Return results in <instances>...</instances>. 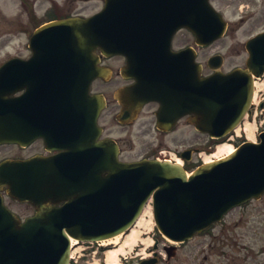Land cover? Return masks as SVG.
Instances as JSON below:
<instances>
[{
	"label": "water",
	"instance_id": "1",
	"mask_svg": "<svg viewBox=\"0 0 264 264\" xmlns=\"http://www.w3.org/2000/svg\"><path fill=\"white\" fill-rule=\"evenodd\" d=\"M140 3L128 0L124 5ZM113 5L105 0L100 13L90 18L91 23L99 21V46L107 55L123 52L122 46L108 42L112 36L108 13ZM175 6L176 26L191 30L197 44L206 45L223 34L226 23L208 0H175ZM65 22L47 26L61 27ZM160 48V54L168 52V43ZM245 48V67L201 77L196 62L195 78L190 86L181 82L180 90L175 80L155 78L149 85L154 96L149 97L160 101V124L192 112L190 122L210 136L221 137L235 127L249 111L253 76L264 69V31L250 37ZM188 53L193 63L191 48L179 55ZM218 57L209 58L211 68V61L219 62ZM18 70L23 73L17 74ZM27 70L28 62L17 58L0 66V144L22 141L30 132L28 122L16 114L29 101ZM22 88V96L11 95ZM91 141L52 157L0 163V264H69L71 237L98 241L127 230L149 196L157 228L168 239L183 242L264 190V132L258 143L244 142L228 155L199 165L190 175L182 165L168 160L121 162L113 141ZM4 187L12 198L31 203L34 214L21 222L3 202ZM43 197L63 203L53 206L44 203ZM164 248L168 258L175 254V246ZM156 254L139 264H155Z\"/></svg>",
	"mask_w": 264,
	"mask_h": 264
},
{
	"label": "flooded vegetation",
	"instance_id": "2",
	"mask_svg": "<svg viewBox=\"0 0 264 264\" xmlns=\"http://www.w3.org/2000/svg\"><path fill=\"white\" fill-rule=\"evenodd\" d=\"M89 1L26 0L25 4L22 0L21 17L13 18L10 26L25 39L27 52L0 57V65L14 56L28 60L25 72L29 76V104L24 113L28 116L30 136L22 144L1 145L13 149L12 152L0 150V161L46 158L95 136L112 139L118 147V158L125 162L177 156L187 164L194 161L198 150L212 148L218 140L198 132L189 122L192 115L165 120V127H158L159 103L146 99L148 87L155 80L157 54L167 39L170 38L173 51L194 47V43H179L180 32L186 29L173 30V14L162 7H114L109 14L114 27L109 42L122 44L124 52L104 55L96 44V39L100 40L99 32L94 25H84L85 19L99 13V2L104 0H96L95 6L85 4ZM143 11L147 13L141 14ZM59 20L71 23L61 29L43 28ZM138 27L144 31L134 30ZM159 66L163 68L164 64L161 62ZM182 66L189 82L192 72L189 57ZM201 66L203 75L211 73L206 60L201 61ZM52 77L60 80L53 82ZM57 84L67 89L71 97L62 101L53 99L52 85ZM22 92L16 90L13 95L20 96ZM103 102L102 109L96 112ZM59 107L63 110L59 111ZM242 141V137L236 138L234 144ZM233 233L221 232L220 255L224 264H234V260L244 262V243L239 241L240 233H235V237ZM250 248L246 245L247 250ZM212 249L210 243L208 252ZM248 253L262 255L264 248Z\"/></svg>",
	"mask_w": 264,
	"mask_h": 264
},
{
	"label": "rangeland",
	"instance_id": "3",
	"mask_svg": "<svg viewBox=\"0 0 264 264\" xmlns=\"http://www.w3.org/2000/svg\"><path fill=\"white\" fill-rule=\"evenodd\" d=\"M24 1L26 4V0ZM210 2L223 14L228 26L221 38L199 51L197 55L198 60H205L211 53L219 52L224 57V69L228 70L235 66H243L247 57L244 47L245 41L255 33L264 30V0H210ZM24 3L22 0H0L1 58L27 52L25 39H23L22 35H16V32L10 26L13 18L21 17L20 12L24 10L22 7ZM85 4L95 6L96 0H91ZM100 4L101 2H99ZM5 38L9 39L4 41ZM179 43L192 44V34L188 31H181ZM257 84L261 88H256V102L264 95V92L261 93L264 90V77L259 79ZM262 112L264 114V110ZM256 113L258 119L260 113L259 107H257ZM247 120L252 121L251 117H248ZM236 131L244 135L242 129H237ZM249 137L252 138L253 134L250 133ZM224 141L228 144L232 143V140ZM10 149H13L10 145L0 147L2 151H10ZM7 202L11 208L20 214H26L31 210V207L26 203H19L10 199H7ZM149 207L152 208L151 203H149L147 209ZM141 220L143 221L141 238L150 239L151 242L149 245L141 241L136 242L126 252L124 258H120L121 264H137L139 257L152 256V252L149 249L155 238L159 239L158 264H224L221 261L220 248L221 232L226 230L233 231L234 237L235 233H240L241 238L239 237V241L244 243L245 247V250H242L244 262L240 263V261L234 260V264H264V254L248 253L251 250L256 251V249H260L261 251L264 248V196L260 200H253L232 209L222 221L212 225L209 232L203 231L183 243L176 244V254L169 259L166 258V253L162 248L163 238L155 227L152 211L150 215L149 210H146ZM105 242L106 240L94 243L77 242L72 247L74 259H71V264H104L105 251L112 247V245ZM210 243L213 249L209 253L208 248ZM246 245L252 248L247 250ZM231 255L235 257V253H231ZM247 255H249L248 260H246Z\"/></svg>",
	"mask_w": 264,
	"mask_h": 264
},
{
	"label": "bare ground",
	"instance_id": "4",
	"mask_svg": "<svg viewBox=\"0 0 264 264\" xmlns=\"http://www.w3.org/2000/svg\"><path fill=\"white\" fill-rule=\"evenodd\" d=\"M255 87H260L257 83H255ZM244 128L247 133V136L249 137V134L253 133L255 130L254 123L251 121H245ZM234 149L233 145L228 143H219L217 147L215 148V151L212 155H205L203 157L204 161H211L212 158H219L223 155L230 153ZM177 162L181 163V161L178 159ZM146 210H149V213L151 215V209L144 208L141 215L135 222V224L129 228L124 233H119L116 236L109 238L106 240V244L112 245L110 249H107L105 251V260L104 264H121L120 258L124 257L127 251H129L136 242L141 241L142 243L145 242L147 245L150 244L151 240H146L141 238L142 233V215L145 213ZM97 264V263H94Z\"/></svg>",
	"mask_w": 264,
	"mask_h": 264
}]
</instances>
